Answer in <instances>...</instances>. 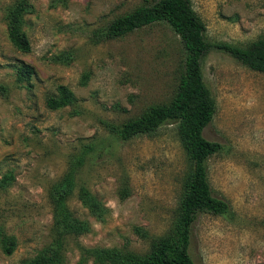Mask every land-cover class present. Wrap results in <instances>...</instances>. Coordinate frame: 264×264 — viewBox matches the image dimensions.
I'll return each mask as SVG.
<instances>
[{"label": "rangeland", "instance_id": "374dc122", "mask_svg": "<svg viewBox=\"0 0 264 264\" xmlns=\"http://www.w3.org/2000/svg\"><path fill=\"white\" fill-rule=\"evenodd\" d=\"M15 1L0 0V233L15 242L10 254L0 250V264L48 244L47 193L70 165L65 204L89 231L67 241L63 264H98L88 254L80 261L77 244L146 251L169 223L185 155L171 124L126 140L109 128L171 97L184 55L179 37L165 22L104 36L109 20L155 0H26L23 53L8 41L4 20ZM189 1L210 46L200 67L215 111L202 135L221 145L207 159V179L231 210L197 213L189 254L196 264H264V73L211 46L264 38V0ZM20 63L33 69L27 84L15 80ZM58 85L74 102L51 110L45 101ZM89 143L98 145L95 158L82 152ZM80 186L103 206L100 217L77 198Z\"/></svg>", "mask_w": 264, "mask_h": 264}, {"label": "trees", "instance_id": "16d2710c", "mask_svg": "<svg viewBox=\"0 0 264 264\" xmlns=\"http://www.w3.org/2000/svg\"><path fill=\"white\" fill-rule=\"evenodd\" d=\"M29 9L26 0H16L6 7L4 14L7 39L23 53L29 51V42L21 28L23 15ZM157 22H165L179 37L184 53L175 89L166 102L148 106L119 126L110 127L109 131L117 139L126 140L139 135L150 136L164 124L174 126L176 139L186 159L179 178L176 204L166 229L159 235L151 236L146 251L136 253L116 248H86L77 244L80 261L83 254H88L98 264H196L190 257L189 243L197 213L205 211L226 216L231 211L227 201L212 193L207 179V159L218 152L221 145L202 135L215 111L200 67V59L210 46L203 37L204 23L192 9L190 1L155 0L148 5L135 6L109 20L104 27V36L118 38ZM211 46L227 52L245 67L264 73V38L252 41L245 47L227 43ZM32 73L31 66L20 63L15 67V80L27 84ZM55 91L56 94L45 101L47 108L53 110L74 102L71 91L65 86L58 85ZM97 147V144L89 143L83 145L82 152L95 158L93 153ZM75 162L81 164L82 156ZM72 167L69 166L47 193L52 212L48 244L17 264H63L67 241L89 231L88 223L74 218L65 204L73 185ZM77 198L91 214L101 216L103 206L84 186L77 189ZM14 243L12 236L0 233V250L3 254H10Z\"/></svg>", "mask_w": 264, "mask_h": 264}]
</instances>
